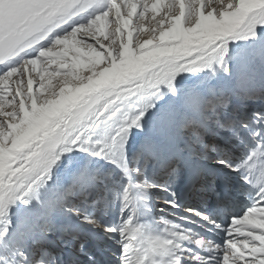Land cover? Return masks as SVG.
Masks as SVG:
<instances>
[{
    "label": "snow or ice",
    "instance_id": "6c2138e0",
    "mask_svg": "<svg viewBox=\"0 0 264 264\" xmlns=\"http://www.w3.org/2000/svg\"><path fill=\"white\" fill-rule=\"evenodd\" d=\"M258 28L264 0H0V264H61L53 235L81 241L84 226L102 227L85 209L103 213L117 202L116 222L103 227L119 249L118 264H264V140L239 163L206 142L210 125L238 134L234 122L219 118L228 100L216 89L209 99L188 96L183 113L158 110L152 133L135 157L128 154L132 129L149 124L165 85L176 96L180 73L214 63L230 72V41L258 38ZM255 122L264 124V113ZM70 152L106 161L112 171L84 167L67 183L53 182ZM207 158L258 189L227 224L186 209L217 226L222 243L180 224L156 235L135 222V201L147 207L154 191L179 208L172 185L182 176L207 180L214 191ZM17 204L24 207L14 222Z\"/></svg>",
    "mask_w": 264,
    "mask_h": 264
},
{
    "label": "rangeland",
    "instance_id": "374dc122",
    "mask_svg": "<svg viewBox=\"0 0 264 264\" xmlns=\"http://www.w3.org/2000/svg\"><path fill=\"white\" fill-rule=\"evenodd\" d=\"M150 3H155V0H150ZM159 7H161V8L166 7V4H161V5H159ZM160 14H162V13H157V15H160ZM150 16H151V13L149 14V17L145 19V24H144L145 27H147V25H148V20L150 19ZM134 23H135V21H134ZM257 31L259 33L258 38L240 39V40L230 41V43L228 45L229 50H228V53L225 57V60L230 67V72H228V73L224 72L223 68L218 63H214L213 66L209 69H205L202 71H196V72L180 73L177 75L176 80H175V84H176V88H177V95L173 96L171 94V92L168 91L167 86L165 85L163 87V93H164L163 100L167 99V97L168 98H173V97L178 98L179 96H183L182 98L188 97L192 93L198 92L200 90H204L207 92H209V89H212V88L217 90V86H216L217 82L216 81H219L220 79L217 80L215 78H216V76H222V74L224 77H225V75H227L226 76L227 85L228 84L234 85V86L238 87L237 89H240L241 91H243L244 87L246 86L244 89V91L246 92V89L248 88V86L245 85V82H247L248 84H251V81L248 82V79H251V76L249 75V73L247 71L248 67H249L247 63L251 62V64H253V63L259 64L258 67L263 68L262 70L264 73V58H263V56H264V29L258 28ZM233 42H235V43H233ZM236 44L239 45V47L234 48L236 46ZM241 54L243 57L246 56L247 60L242 59V57H240ZM260 64H261V66H260ZM208 75H210L209 78H208ZM236 82H237V84H236ZM166 89H167V92H166ZM209 95H210V92H209ZM225 96H226L225 98H227V100H228V104L226 107H219L218 108L219 118L225 123H227L229 121L234 122V127L236 130H238V134L233 131L232 132L233 134L229 135L227 132H229L230 130H228L226 128L220 129V128L216 127L215 125H210L208 135L206 136L205 139H206L207 143L216 144L223 152L228 153L231 159H233L236 163H239V162L243 161L244 159H246L247 156L253 150H255L258 147L261 140H264V124H258L255 122L256 114L257 113H264V103H262L260 101L257 102L256 100H253V102H243L242 98H243V96H246V95L238 94V96L235 97V96H233V93H231L229 90L225 94ZM259 96L261 97L262 95H259ZM263 98H264V95H263ZM163 100H162V102H163ZM160 105H161V103L159 104V106ZM246 105L248 107H245ZM242 106H243V108H246V110L242 109L241 108ZM235 108H237L238 110H236ZM240 111H241V113L245 114L241 120L238 119V115H240ZM213 119H215V115H213ZM238 121H244L245 123H247L249 125V127L247 129H244L240 124L238 125V123H237ZM256 132H260L261 135L259 137H257L255 135ZM131 133H132V139H135L134 136L136 135L137 132L135 130L133 131V129H132ZM210 135H211V137H213L212 139H211ZM241 137H245V140ZM72 158H74L77 162H80L82 165H85V163L87 162L86 157H85V153H83V152H77V153L75 152L73 154L67 153L66 156L64 158H62L59 161L58 165L55 167V169H54L55 176L58 172L64 171L63 167ZM207 166L211 168V165H207ZM211 172H213V169H211ZM204 181L205 180L199 181V182L196 181L194 184H192V182H194V181L188 175L182 176L175 181V183L172 185V189H173V191L176 192L179 207H180V205H183V203L180 202V200H179V198H181L182 195L185 196L186 192L190 191V192H192L191 194H193V196H194L197 193V191H195L194 189H199L198 194L201 193L200 196L198 198H196V196H194L193 199H190V200L193 201L199 207L198 210L204 211L209 217L213 218L218 225L221 223L227 224L228 223V217L231 216L232 211L229 212V211L222 210V208H220L217 205L216 199H213L212 196H215L213 192H217L219 194V196H218L219 202H221V196L224 197V199L228 198L229 202L230 201L233 202L236 199H241V200L243 199L244 200V197L241 198L240 196H236L235 192H233V191H231V189L227 188L226 183L225 184L223 183V185L221 183H219V187H216V185H214L215 190L213 191V190L206 188L207 184H205ZM235 181H237V180H235ZM215 183H216V181H215ZM237 183H239L241 185L242 184L246 185V184H244L243 181H239ZM197 184H198V187L196 186ZM218 188H222L221 189L222 191L219 192ZM186 190H188V191H186ZM182 191L184 192V194H182ZM195 200H198V201H195ZM236 201H239V200H236ZM243 202L246 204L248 201H246V199H245ZM157 204H160V203L157 202ZM117 205L115 204L114 207L112 206L113 208L111 207L107 211V213L109 211L119 213ZM16 206H18V207H16ZM16 206H14L13 208L17 209V208L24 207L23 204H17ZM211 206H213L212 210L207 209V207H211ZM232 209H233V214H234V212L237 211V207H235V210H234V208L231 207V210ZM90 210H91L90 213H92L93 215H97L95 217H97V218L102 217V215H98L99 212H96L95 209H90ZM176 211H178V210L173 209L172 212L169 211V212L164 213V214L167 217H169L171 220L175 219V221H174L175 224L182 223L183 227L187 226V229H189L191 227L194 232H197V234H204V231L210 232L208 235H209V237H211V241H216V235H217V233L220 232V231H218L217 226L213 225L210 221H204V220H201L199 217H193V216H187V219H185L184 221H180L177 219L178 217L176 218V216H175V215H177ZM159 212L162 213V211H159ZM172 213L174 215H172ZM214 213L217 214L216 218H214V215H213ZM219 213H221V214L225 213L226 214V215H222V216L224 217V219L227 220V223L221 222L220 217H218V216H220ZM177 216H180V215L178 214ZM103 217H105V216H103ZM13 220L15 222L14 218H13ZM188 221H193V225L189 226V228L187 225ZM174 222H173V224H174ZM109 224L110 223L107 222V223H101L100 225L107 226ZM84 232H86V231H84ZM87 236L83 235V238L85 239V237L87 238ZM205 236L206 235H204V237ZM66 241L68 242L67 245L69 246V248H76L77 246H79L78 244L81 243L79 241H75L72 239H65V242ZM107 243L111 244V247L116 248V246H117L114 240L111 242L109 239H107ZM219 243H222V241L221 242L219 241ZM5 246L7 247V245H5ZM60 246L62 247V245H60ZM94 247H96V246H93V248ZM114 249L109 250V251H111L110 252L111 254H108L107 252L106 253L101 252V248H99L100 255L98 256V258L96 260V264H118L117 257L119 255V249H115V250ZM17 250H18V248H17ZM66 250L67 249H63V250L58 249L57 251L63 252ZM83 260H85L84 257L81 258V260L79 259L78 261L80 264H82ZM83 262L85 263V261H83Z\"/></svg>",
    "mask_w": 264,
    "mask_h": 264
},
{
    "label": "bare ground",
    "instance_id": "6f19581e",
    "mask_svg": "<svg viewBox=\"0 0 264 264\" xmlns=\"http://www.w3.org/2000/svg\"><path fill=\"white\" fill-rule=\"evenodd\" d=\"M233 43H235V42H233ZM237 47H239V45L236 44V46L234 48H237ZM240 57H242V59H244V60H247L246 56L243 57L242 54L240 55ZM263 58H264V56H263ZM247 64L249 66L247 71H248L249 75L251 76V79H248V82L251 81V84H248L247 82H245V85L248 86V88L246 89V92L244 91V89L246 87L245 85H244L245 87H244L243 91H241L240 89H237L238 87H236L234 85H229V84L227 85V83H226V81H227L226 76L227 75H225V77H224L222 74L223 77L222 76H216V78H215L217 80L220 79L219 81H216L217 82L216 83L217 94L218 95L222 94L224 97H226L227 95L225 96V94L229 90L231 93H233V96H235V97H237L238 94L246 95V96H243V98H242L243 102H253V100H256L257 102L260 101V102L264 103V98H263V95H264V73L262 70L263 68L258 67L259 64H257V63L251 64V62H248ZM260 66H261V64H260ZM209 76L210 75H208V78H209ZM236 84H237V82H236ZM166 92H167V89H166ZM195 94H199L204 99L210 98L209 92L204 91V90L194 92L191 95H195ZM259 95H262V96L260 97ZM182 97L183 96H179L178 98L173 97L174 99L167 97V99L163 100V102L158 101L157 102V109H153L149 114V116L152 117V119H149V117H145V120L149 121V124L145 127V129L142 130V129H138V128H133V131L135 130L137 132L136 133L137 136L136 135L134 136L135 139H132V133L129 136L128 154H129L130 158L135 157L136 153L139 151L141 145L143 144L146 136H148L152 133V127L151 126L155 122V116L158 115V110H162L168 106H175L177 108V110H179L181 113H183L187 110L186 105H185V99L187 97H184V98H182ZM160 103H161V105L159 106ZM245 107H248V106L246 105ZM237 108H235V109L238 110L239 108L238 109ZM241 108L246 110V108H243V106ZM244 115L245 114L241 113V111H240V115H238V119L241 120L244 117ZM237 123H238V125L240 124L242 126V124L245 122L244 121H238ZM232 132L233 131L230 130L227 133L229 135H232L233 134ZM210 137H211V135H210ZM212 138L213 137H211V139ZM241 138H243L245 140V137H241ZM70 153L73 154L75 152H70ZM85 157L87 160L85 165H82L80 162H77L74 158L70 159V161L67 162L66 165L63 167L64 171L58 172L56 174L53 182H58L61 184L67 183L72 172L79 171L80 169H82L84 167H89V168H93V169L100 167V168H104L103 171H112V166L108 165L106 161L91 157L88 153H85ZM203 163H204L205 167L208 168V170H209L210 167H208L207 165H212L214 163V160L212 158H207L206 160L203 161ZM209 173H210L211 180H213V182L216 181V183L214 184V185H216V187H219V183H221V180H224L228 189H231V191L235 192L236 196H240L241 198L244 197V200L246 199V201H248L246 204L243 202L244 201L243 199H242L243 201L241 199H236L239 201L234 200L233 202L232 201L229 202L228 198L224 199V197L221 196V205L220 206H221L222 210L229 211V212L232 211V213H231V216H232V215L241 213L243 211V209H245V207H248L252 203V200L255 197L258 189L254 184L247 183L243 179H241L240 174L229 173L227 170H216V169H213V172L209 171ZM116 175L119 176L118 170L116 171ZM235 180H237V181H235ZM239 181H243L244 184H246V185H243V184L241 185V184L237 183ZM53 182H50V183H53ZM195 182L196 181L192 182V184H194ZM125 183H126V181H125ZM221 189L222 188H218V191L221 192L222 191ZM194 190L197 191L196 189H194ZM186 191H188V190H186ZM182 194H184L183 191H182ZM186 194H187V192H186ZM168 198L169 197L166 193H163L160 191H154L151 195V200H150V203L148 204L147 207L144 205V203L142 201L137 199L134 203L135 222L145 225L147 231H149L150 233L159 235L166 228H170L173 225V222L175 221V219L171 220L164 213H167L169 211L172 212L173 209H176V210H178V211H176L177 215L178 214L180 215V216L175 215L176 218L178 217L177 218L178 220L184 221L185 217L190 216L186 212V209H188V208L198 209L199 208L193 201L189 200V198L187 196H184V195H182V197H181V202L183 203V205H180L179 208H172V207H169L168 205H166L164 203V201ZM157 202H159L160 204H157ZM116 205H117V208L119 210V203L117 202ZM16 207H18V206H16ZM231 207L234 208V210H235V207H237V211H235L234 214H233V209L231 210ZM90 209H93V208H86L85 210L90 213L91 212ZM207 209L212 210L213 206L207 207ZM159 211H162V213H160ZM12 213H13V218L15 219V222H18L19 217L16 214V209L13 208ZM98 215H102V217H98V218L95 217L97 215H94V218L98 221V223L101 224V223L109 222L110 224H112V223L116 222L119 213L109 211L108 213L107 212H103V213L99 212ZM127 215L132 216L133 212L130 210L127 213ZM172 215H174V214L172 213ZM213 215H214V218L217 217V214L214 213ZM219 215L220 216H218V217H220L221 222L227 223V220L224 219V217L222 216V215H226V214L225 213L224 214L219 213ZM103 216H105V217H103ZM231 216L228 217V221H229ZM174 224H175V222H174ZM179 224L182 225V223H179ZM187 225L189 228V226L193 225V221H188ZM101 226L102 227L94 228V227L89 225V226H84L82 228L81 241H79V242L84 243V245H85V251L84 252H81L79 250V246H77L76 248H69V246L67 245L68 242L67 241L65 242V239H71L70 237H65L63 240H61L58 236L53 235L52 238L54 241V244H53L54 254H56L57 259L61 261V264H80L78 260L79 259L81 260V258H83V257L85 258V260H83V261H85V263L82 261V264L83 263L84 264H96V260H97L98 256L100 255V252H99V247L96 246L93 248L94 245H93V242H91L92 240L96 242L95 244H98L100 246L101 252H103V253L107 252L108 254H111L110 253L111 251H109V250H113L115 247H111V244L107 243V239H109L111 242L113 241V239L109 238V234H107L105 232L103 225H101ZM183 228L187 229V226L183 227ZM189 229L191 230L190 234H195L196 236H199V237H204V235H206L204 238L206 240L211 241V237H209V235H208L210 232L204 231V234H197V232H194L191 227ZM83 230L86 232H84ZM218 231H220L219 228H218ZM83 235H85V236L88 235V236H87V238L85 237V239H84ZM13 236H15V233H13ZM223 240H224V236H223L222 231H220L216 235V241L215 242L219 243V241L223 242ZM59 244L62 245V247ZM191 245H194V244H189L188 246L191 247ZM17 248H19V245H17L15 243V241H13V244L11 245V250L8 254L12 256V259L14 262L17 259V257H16ZM193 248H196L197 250H199L197 248V246H195ZM4 249H5V251H8L9 245H7V247L4 246ZM58 249H62V250L67 249V250L63 251V252H59V251H57ZM115 249H118V247L116 246ZM25 251H29V250L25 249Z\"/></svg>",
    "mask_w": 264,
    "mask_h": 264
}]
</instances>
